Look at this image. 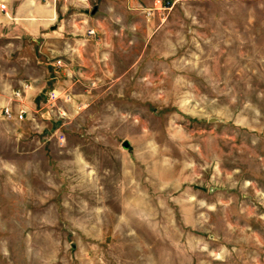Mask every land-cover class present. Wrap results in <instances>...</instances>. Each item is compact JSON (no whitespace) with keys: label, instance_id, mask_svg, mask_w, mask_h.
<instances>
[{"label":"rangeland","instance_id":"obj_1","mask_svg":"<svg viewBox=\"0 0 264 264\" xmlns=\"http://www.w3.org/2000/svg\"><path fill=\"white\" fill-rule=\"evenodd\" d=\"M2 4L0 264H264V0Z\"/></svg>","mask_w":264,"mask_h":264},{"label":"built area","instance_id":"obj_2","mask_svg":"<svg viewBox=\"0 0 264 264\" xmlns=\"http://www.w3.org/2000/svg\"><path fill=\"white\" fill-rule=\"evenodd\" d=\"M82 3H89L90 0H78ZM127 3L128 7L139 11L144 17L146 18H152L154 16H164L166 13L169 12V10L173 7L175 0H123ZM1 9L5 8V5L2 4ZM94 30L90 29L88 30V34H93ZM60 61L58 60V64ZM19 94L16 92L14 95ZM58 97L57 92L52 89L49 91L48 100L53 101ZM25 110L19 109L16 113L18 118H22ZM4 116L7 119L15 118V115L12 114V111L9 108L4 109Z\"/></svg>","mask_w":264,"mask_h":264},{"label":"water","instance_id":"obj_3","mask_svg":"<svg viewBox=\"0 0 264 264\" xmlns=\"http://www.w3.org/2000/svg\"><path fill=\"white\" fill-rule=\"evenodd\" d=\"M92 12H95V8L92 10ZM122 145L124 147H127L128 146V142L126 140L123 141Z\"/></svg>","mask_w":264,"mask_h":264},{"label":"crops","instance_id":"obj_4","mask_svg":"<svg viewBox=\"0 0 264 264\" xmlns=\"http://www.w3.org/2000/svg\"><path fill=\"white\" fill-rule=\"evenodd\" d=\"M16 92L14 91V92H12V94H15Z\"/></svg>","mask_w":264,"mask_h":264}]
</instances>
